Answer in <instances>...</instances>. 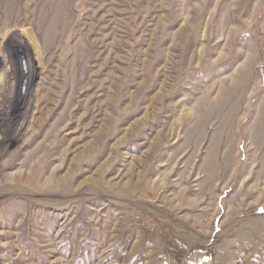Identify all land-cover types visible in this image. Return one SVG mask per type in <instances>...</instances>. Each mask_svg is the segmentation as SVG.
<instances>
[{
  "label": "rangeland",
  "instance_id": "1",
  "mask_svg": "<svg viewBox=\"0 0 264 264\" xmlns=\"http://www.w3.org/2000/svg\"><path fill=\"white\" fill-rule=\"evenodd\" d=\"M0 264H264V0H0Z\"/></svg>",
  "mask_w": 264,
  "mask_h": 264
},
{
  "label": "bare ground",
  "instance_id": "2",
  "mask_svg": "<svg viewBox=\"0 0 264 264\" xmlns=\"http://www.w3.org/2000/svg\"><path fill=\"white\" fill-rule=\"evenodd\" d=\"M43 21H44V20H43ZM32 39H33V38H32ZM40 47H41V46H40ZM38 48H39V47H35L36 50H38ZM211 112H212V111H211ZM261 129H263V128H261ZM258 145H259V144H258ZM258 147H259V146H258Z\"/></svg>",
  "mask_w": 264,
  "mask_h": 264
}]
</instances>
